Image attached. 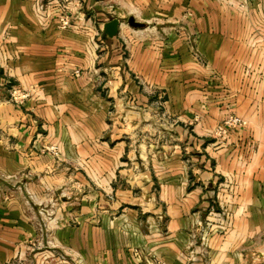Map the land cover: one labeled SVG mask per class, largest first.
Returning <instances> with one entry per match:
<instances>
[{
  "label": "crops",
  "instance_id": "0c3cea01",
  "mask_svg": "<svg viewBox=\"0 0 264 264\" xmlns=\"http://www.w3.org/2000/svg\"><path fill=\"white\" fill-rule=\"evenodd\" d=\"M34 1L0 0V264H264V0Z\"/></svg>",
  "mask_w": 264,
  "mask_h": 264
},
{
  "label": "rangeland",
  "instance_id": "374dc122",
  "mask_svg": "<svg viewBox=\"0 0 264 264\" xmlns=\"http://www.w3.org/2000/svg\"><path fill=\"white\" fill-rule=\"evenodd\" d=\"M35 1H36V3L41 2L43 4V7L45 6L47 8V10L49 11L48 13L49 14L51 13L49 16H52V15L55 16L54 12H56L57 10H59V12L63 11V10H66L67 12L69 11L70 0H57V3L51 2L50 4H49V2L52 0H35ZM35 1H34V4H35ZM37 11H39V10L36 8V12ZM68 15H69V13H68ZM124 23L126 24V21H124ZM245 126H246V123H245ZM245 126H244V128H245ZM263 127H264V124H263ZM262 134H264V130L261 132L260 146H258L259 141L254 139V142L252 143L253 146H251V147L253 150H257V148L259 147L258 150H260V152H262L260 154V156H263V158H264V138L262 137ZM227 183L229 185H227L224 188H226L227 192L230 190L232 191V188L230 186V182H227ZM66 191H69L66 187H61L58 190V192L64 194V196H66V194H65ZM64 198L65 197H63V199ZM41 206H42V212L41 213H42V216L44 217L41 220V229L43 232L44 228H45V224H48V215H49L48 212L50 211V209L48 207V204H47V206L44 207V209H43V204ZM217 209H215L214 212L219 213L218 219L221 217L225 218V215L223 214V212H224L223 209H221V210H217ZM217 225H218V231H219L218 234H224L225 227H226L225 224L222 225L219 222ZM42 238L43 239H42V241L40 240L39 246L35 245L32 250H28V253H26L24 260H22V259L18 260L17 258H14L8 264H32L34 262V260H37L36 264H38V263L39 264H54L53 260H55V259L62 261L63 256H62L61 252H59V251L54 252L53 250L48 249V236L42 235Z\"/></svg>",
  "mask_w": 264,
  "mask_h": 264
},
{
  "label": "built area",
  "instance_id": "2783aa9c",
  "mask_svg": "<svg viewBox=\"0 0 264 264\" xmlns=\"http://www.w3.org/2000/svg\"><path fill=\"white\" fill-rule=\"evenodd\" d=\"M223 3H230L232 0H220ZM57 3V0H52L49 2ZM37 8H43V4L41 2H37ZM55 13L56 20L58 22V27L61 29H68L70 26V17L66 10L60 11L57 10ZM81 71L79 69H73L71 74L75 77L79 76ZM29 97V92L17 85H11L8 89V100L13 104H22ZM191 124V123H190ZM245 122L244 120L236 115L235 113H227L214 127L212 130V136L218 140L222 141L227 138V136L235 131H238L244 128ZM154 264H163L161 261L156 260Z\"/></svg>",
  "mask_w": 264,
  "mask_h": 264
},
{
  "label": "water",
  "instance_id": "95a60500",
  "mask_svg": "<svg viewBox=\"0 0 264 264\" xmlns=\"http://www.w3.org/2000/svg\"><path fill=\"white\" fill-rule=\"evenodd\" d=\"M127 24L131 27H142V24L135 21L132 16L127 18ZM119 25L120 21L117 18H111L103 23L102 31L107 37L112 38L117 34Z\"/></svg>",
  "mask_w": 264,
  "mask_h": 264
}]
</instances>
